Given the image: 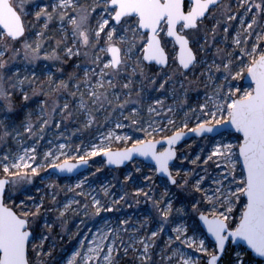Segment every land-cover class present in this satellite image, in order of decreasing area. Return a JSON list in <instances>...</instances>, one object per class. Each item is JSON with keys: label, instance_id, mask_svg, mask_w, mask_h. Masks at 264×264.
<instances>
[{"label": "snow or ice", "instance_id": "obj_1", "mask_svg": "<svg viewBox=\"0 0 264 264\" xmlns=\"http://www.w3.org/2000/svg\"><path fill=\"white\" fill-rule=\"evenodd\" d=\"M0 264H264V0H0Z\"/></svg>", "mask_w": 264, "mask_h": 264}, {"label": "rangeland", "instance_id": "obj_2", "mask_svg": "<svg viewBox=\"0 0 264 264\" xmlns=\"http://www.w3.org/2000/svg\"><path fill=\"white\" fill-rule=\"evenodd\" d=\"M226 2H227V0H226ZM191 95L194 97L195 93L193 92V93H191ZM127 131L128 130L125 129L123 132H127ZM132 135L134 137H142L143 134L137 132V133H133ZM188 143H191V140L188 141ZM116 147H117V145L113 144V149L114 150H115ZM185 150L187 151V149H185ZM192 151L193 152L196 151V146L195 145L193 146ZM101 159H102V157L94 158V160L97 161V162H99ZM90 162H91L90 164H93V161L90 160ZM98 166H99L98 163L93 164V167L90 170H87L84 174H88L89 171H95V168L98 167ZM48 171L51 172V169H49ZM123 171H124V169L117 170L116 172H109L108 169L105 168L103 170V172L98 174V176H99L101 181L107 182V180L112 179L113 175H120ZM41 175H46V173H42ZM78 178H82V175L81 176H77V177H69V178H62V177H59L58 175L53 176V180H55L56 183L59 184L61 187H64V186L70 185V184H74ZM93 179H95V178H93ZM113 182H115V181H113ZM35 183L39 187L44 188V185L39 183V177L35 178ZM94 186L99 188V184L98 183L96 185H94ZM128 190L132 191L133 190L132 186H129ZM113 192H116V190H113ZM68 195H71V193H69ZM60 198L61 199L64 198V193L63 192H61ZM147 208H148V205L144 204L143 202H141L139 205H137L135 203V201H132V207L131 208H129V207H127V205H125L121 212L115 213V214L108 213L106 215L108 217H110V218H114L115 216H119L120 218H124L125 216H128V217H131V218L135 219L137 216H140L143 212L147 211ZM74 222L78 223V219L75 220ZM72 223L73 222H70V224H69L70 227H71ZM55 231H58V229H54V232ZM73 244H74V242H73ZM73 244H70V243H67V242L57 241V245L58 246H57L56 251H57L58 254H62L61 253V249L62 248L70 250L73 247Z\"/></svg>", "mask_w": 264, "mask_h": 264}, {"label": "water", "instance_id": "obj_3", "mask_svg": "<svg viewBox=\"0 0 264 264\" xmlns=\"http://www.w3.org/2000/svg\"><path fill=\"white\" fill-rule=\"evenodd\" d=\"M190 141V140H189ZM89 163H91L90 161H89ZM52 171V170H51ZM87 170H85V169H81L80 170V172L81 173H85ZM56 175H58L59 177H62V178H69V177H77L78 176V174L77 173H72V174H68V173H59V174H56Z\"/></svg>", "mask_w": 264, "mask_h": 264}, {"label": "bare ground", "instance_id": "obj_4", "mask_svg": "<svg viewBox=\"0 0 264 264\" xmlns=\"http://www.w3.org/2000/svg\"><path fill=\"white\" fill-rule=\"evenodd\" d=\"M118 131H121V130H118ZM122 131H124V130H122Z\"/></svg>", "mask_w": 264, "mask_h": 264}]
</instances>
